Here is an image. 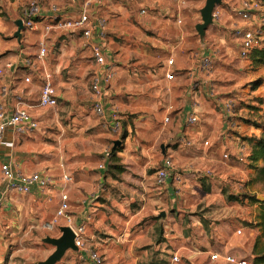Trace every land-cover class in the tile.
I'll return each mask as SVG.
<instances>
[{
	"label": "crops",
	"instance_id": "1",
	"mask_svg": "<svg viewBox=\"0 0 264 264\" xmlns=\"http://www.w3.org/2000/svg\"><path fill=\"white\" fill-rule=\"evenodd\" d=\"M31 1L40 13L34 29L19 37L18 22ZM206 1L92 3L93 15L107 19L106 35L87 39L81 32H46L55 17L78 16L87 0H0V105L13 111L20 97L39 122L26 134L7 130L0 144V264H40L55 252L45 240L62 236L64 219L52 230L47 223L63 194L74 226L85 227L86 245L102 254L104 264H144L161 248L168 264H232L227 256L255 264L259 206L248 199L235 204L220 192L232 180L244 188L250 179L245 138L259 137L264 123V82L252 84L261 71L240 57L241 39L234 35L247 25L239 11L250 0H222L219 19L202 36L197 26ZM254 11L250 24L264 26L260 9ZM42 43L48 49L44 58ZM92 43L102 45L116 71L104 89V117L92 110L91 80L98 70ZM207 55L215 64L210 72L200 66ZM47 75L58 97L51 108L40 106ZM230 98L238 102L233 114L225 110ZM112 109L126 133L115 150ZM190 114L199 117L193 126L187 125ZM169 156L181 181L170 178L160 186L157 171ZM2 164L51 182L30 194H4ZM159 222L164 230L157 241ZM56 264L91 263L86 252L68 250Z\"/></svg>",
	"mask_w": 264,
	"mask_h": 264
},
{
	"label": "built area",
	"instance_id": "2",
	"mask_svg": "<svg viewBox=\"0 0 264 264\" xmlns=\"http://www.w3.org/2000/svg\"><path fill=\"white\" fill-rule=\"evenodd\" d=\"M103 0H87L83 10L78 16L74 18H61L59 16L55 17L52 24L46 27V32L50 33L55 31L57 33L65 32H81L83 36L87 39H92L96 33L104 37L105 30L107 27V19L104 16H95L90 10L92 3H99ZM263 9L257 0H250L246 2L244 8L239 11V16L247 23L245 27H237L234 30V35L241 39V49L240 57L246 60L254 49L260 48L264 42V34L262 26H257L250 24L253 16L256 14L257 10ZM145 12V11H143ZM40 13L39 4L36 1H31L28 5V9L25 13L23 24L25 29H34L36 17ZM220 17V12L215 9L213 12V20H218ZM262 25H264V17L261 19ZM48 53V49L45 43H42L39 47V57L44 58ZM92 58L98 66V70L93 74L91 80V91L95 97L92 104V110L98 116L104 117L106 115V110L102 101L104 97V89L111 84L115 77V69L113 65L109 64L105 55V51L102 45L97 43L91 44ZM174 60L168 61L169 65H172ZM201 69L205 72H210L214 69V60L211 56H204L200 63ZM2 73V71H0ZM167 79H173V73L166 74ZM29 81V79H26ZM199 87V82L195 81L193 88L197 89ZM8 93V89L3 88V95ZM18 99V107L13 111H9L4 105H0V144L3 142L4 134L7 130H12L17 134H26L35 131L39 128V122L32 116L29 109L24 107L23 100L20 97ZM58 105V97L56 89L51 80V75L46 76V80L41 89L40 94V106L44 108H51ZM238 102L234 98L227 99L225 102V110L233 114L237 108ZM111 116L113 121L112 132L114 134L121 133V117L117 109L111 110ZM169 121V118H166ZM199 122V117L196 114H190L187 118V125L193 126ZM190 144V142H188ZM207 145L208 142H205ZM241 159L243 155H240ZM228 155H225L227 158ZM104 165H100L103 168ZM211 175L212 172H207ZM1 176L4 183V194L16 193L20 195L30 194L34 187H39L40 189H45L51 182V179L41 173H25L19 169L13 168L9 164L1 165ZM170 178H174L177 181H181V173L176 171V167L171 156L167 157L160 169L157 171V183L162 186ZM66 182H72L73 178L71 176H63ZM243 189V186L240 185ZM1 203V201H0ZM70 209V203L67 194L62 195V200L59 209L56 212V216L47 223V228L52 230L55 225L61 220H65V226L71 227L75 234V246L77 250L86 252L87 257L91 264H104V258L102 254L86 245L85 240V227L84 226H74V219L68 213ZM217 255H213L211 258L215 259ZM174 262H179L178 256H173ZM227 262L232 264H249L246 260H239L232 256L226 257Z\"/></svg>",
	"mask_w": 264,
	"mask_h": 264
},
{
	"label": "rangeland",
	"instance_id": "3",
	"mask_svg": "<svg viewBox=\"0 0 264 264\" xmlns=\"http://www.w3.org/2000/svg\"><path fill=\"white\" fill-rule=\"evenodd\" d=\"M105 1L106 0L101 1L99 3L100 6H103ZM257 1L260 4V6L263 7V9L260 10L259 15H258V18H260V21H262L261 19L264 17V0H257ZM102 2H104V3H102ZM102 15H104V14H102ZM106 16H107V14H106ZM262 30H263V34H264V26H262ZM245 62H246V64L248 66L254 65L253 61L251 60L250 55L245 60ZM255 67L258 68L257 71H259V70L261 71V75H259V78L252 83L257 88V87L261 86V84L264 82V66H255ZM252 107L259 108V106H257V104H253ZM261 110H263V109H261ZM128 119H129L130 122H132L131 121L132 120V116H130V118H128ZM121 125H122L121 133L117 134V135L113 133V135L116 137L111 143V148L113 150H114L116 141H121V143L119 145L120 147L123 145L124 126H123V121L122 120H121ZM250 139H252V137L247 136L245 138V140L249 141L250 146L252 148V144L253 143H252V141ZM259 165L262 166V163H260ZM248 167L253 170V174L250 176V179L248 181H246V184H245L243 189L240 188V185L243 184V183L240 182V180H232V183L228 184L227 186L220 187V192L224 193L225 195H229V199L231 201H233V203H235L234 201H236L235 204H237V202H240V201L248 199L249 203L252 202V203L258 204V206L260 207V204L258 202H254L251 199H255L257 201H264V181H255L257 172H256V170L254 168L250 167V161H249ZM247 196L250 197V198H246ZM59 224H65V221L64 220L60 221ZM55 230H56V228H55ZM163 230H164L163 223L159 222L155 226V233L157 234V237H156L157 241L162 239ZM49 232L52 233L53 231H49ZM156 251H153V253L154 252L157 253V255L155 256L156 260L163 261V260L166 259L168 261V259H169L168 256L169 255L163 253L162 248L158 249ZM154 254L151 257V259L149 261L145 262L144 264H148L153 259Z\"/></svg>",
	"mask_w": 264,
	"mask_h": 264
},
{
	"label": "trees",
	"instance_id": "4",
	"mask_svg": "<svg viewBox=\"0 0 264 264\" xmlns=\"http://www.w3.org/2000/svg\"><path fill=\"white\" fill-rule=\"evenodd\" d=\"M250 57L255 66H264V42L262 47L252 51ZM261 127V135L250 139L253 144L247 158L250 161V167L254 168L257 172L255 181H264V123ZM125 136L126 133H123V139ZM260 163H262V166L259 165ZM246 198L250 197L247 196ZM251 200L260 204L256 226L260 228L261 233L257 236L253 248V253L256 256L254 263L264 264V201H257L255 199ZM148 264H168V261H159L154 258Z\"/></svg>",
	"mask_w": 264,
	"mask_h": 264
},
{
	"label": "water",
	"instance_id": "5",
	"mask_svg": "<svg viewBox=\"0 0 264 264\" xmlns=\"http://www.w3.org/2000/svg\"><path fill=\"white\" fill-rule=\"evenodd\" d=\"M222 0H207L206 5L201 10L202 23L197 26V31L200 35H204L206 29L213 23V12L216 7L221 5ZM25 29L23 20L18 22L17 36H22V31ZM121 141L115 142V148L120 145ZM165 216V213L162 214ZM62 236L59 238H47L45 241L53 244L56 247L55 252L44 262L40 264H56L60 261L68 250H77L75 246V234L71 227L63 226L60 228Z\"/></svg>",
	"mask_w": 264,
	"mask_h": 264
}]
</instances>
